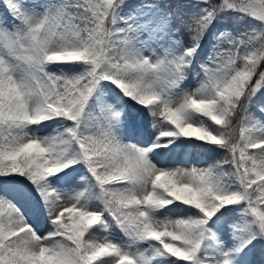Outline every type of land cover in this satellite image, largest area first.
Returning a JSON list of instances; mask_svg holds the SVG:
<instances>
[{
	"label": "snow or ice",
	"instance_id": "1",
	"mask_svg": "<svg viewBox=\"0 0 264 264\" xmlns=\"http://www.w3.org/2000/svg\"><path fill=\"white\" fill-rule=\"evenodd\" d=\"M0 264H264V0H0Z\"/></svg>",
	"mask_w": 264,
	"mask_h": 264
}]
</instances>
